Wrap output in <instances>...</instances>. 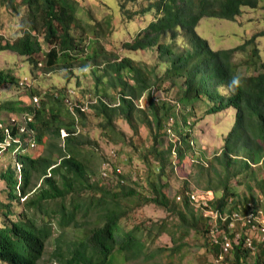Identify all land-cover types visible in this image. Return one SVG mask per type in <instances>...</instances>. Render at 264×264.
I'll return each mask as SVG.
<instances>
[{
	"label": "trees",
	"instance_id": "1",
	"mask_svg": "<svg viewBox=\"0 0 264 264\" xmlns=\"http://www.w3.org/2000/svg\"><path fill=\"white\" fill-rule=\"evenodd\" d=\"M4 2L17 15L23 10L24 16L19 21V35L12 41L0 37V53L25 58L31 74L62 72L70 80L89 70L93 87L83 91L90 94L87 99L63 87L43 93L29 90V105L18 100L0 104V112L10 116L33 117L29 128L39 147L32 155L28 134L22 135L25 151L18 150L15 159L22 171L16 170L15 179L11 166L0 174L7 186V201L0 202V216L6 218L0 227V264H39L55 232L60 236L54 253L58 264H182L191 234L202 235L211 244L212 248L206 249L210 263L202 259V264H217L221 249L210 238L211 218L196 209L188 179L173 198L169 197L167 169L173 158V166H180L187 155L188 132L196 123L189 126L190 118L200 111L202 115H217L231 110L235 123L221 154L208 161V169L201 165L199 170L208 176L206 192H211L205 209L223 215L239 211L243 217L251 212L264 213L262 199L253 194L254 186H247L248 194L244 195L232 184V179L245 173L264 193V179L259 180L251 166L264 164V60L256 46L249 53L246 44L214 50L197 32L203 19L234 21L244 8L259 9L264 0H118L121 18L128 23L151 16L132 41L123 44L126 55L122 57L107 50L101 40L104 33L113 32L111 17L93 25L83 21L82 5L77 0ZM259 36H264V31L249 39L248 44ZM149 50L156 56L151 63L135 58L137 52ZM238 55H243L241 61H237ZM242 67L245 74L240 73ZM233 75L240 77L234 91L227 88ZM22 82L26 80L11 70L0 71V87H19ZM175 88L178 111L157 96L158 92L169 94ZM35 96L40 100L39 108L32 105ZM89 120L97 123L107 142L126 145L137 153L138 160L147 167L149 197L138 191L142 185L127 183L117 166L111 165L110 178L92 180L95 171L83 151L91 145L83 134ZM119 121L127 123L131 136L119 129ZM3 127L0 121V143L6 138ZM169 127L177 134V142L166 141ZM143 130L149 134L148 147L134 142L140 138L143 141ZM164 142L168 146L162 148ZM113 175L118 180L115 185ZM177 197L181 199L177 201ZM12 204L22 205L23 211L13 213ZM148 204L163 209L168 219L142 221L127 228L125 221L131 213ZM169 217L173 218V227ZM229 224L230 220L220 222L221 230L227 231ZM70 229L75 231V239L68 242L65 235ZM163 234L170 236L173 245L153 249L151 245ZM255 242L259 247L255 264H260L264 261V246ZM162 254L165 259L160 263L156 258ZM250 255L241 242L233 246L234 262L229 260V264H241Z\"/></svg>",
	"mask_w": 264,
	"mask_h": 264
},
{
	"label": "rangeland",
	"instance_id": "2",
	"mask_svg": "<svg viewBox=\"0 0 264 264\" xmlns=\"http://www.w3.org/2000/svg\"><path fill=\"white\" fill-rule=\"evenodd\" d=\"M77 1H79L80 5H82V12L80 16L83 21H90V23L93 25L95 22L102 23L104 19H107L105 17H111L110 21H112L111 23L113 32L111 34L104 33L103 37H101V40L107 50L115 51L116 55H121L119 57L126 55V50H123V44L127 43L128 41H132L133 35L141 28H144L145 23L151 19V16H148L144 20H140L135 23H128L125 19L121 18L118 0ZM21 16H24L23 10L20 11V15H17L12 10L7 8L6 2H4V0H0V37L4 38L3 41H12L17 35L20 34L19 21ZM263 31L264 4H262L261 7L256 10L244 8L242 14L234 21L203 19L197 28L198 34L205 38L208 41L210 47L214 50L232 49L246 44L248 53L254 46H256L261 58L264 60V36H259L253 44H248L249 39ZM153 54L154 53H152L150 50L148 52L140 51L136 53L135 58L138 61L151 63L154 59L153 57H156ZM242 58L243 55H238L236 57L237 61H241ZM2 70H11L12 73H15L17 77L21 76L23 80H26V82H22L23 85H20L19 87L10 84H4L1 86L0 104L7 101L14 102L18 100L25 105H29L31 102V94L29 93V90L31 89L39 93H43L49 89H61L63 87H67L70 88L71 94H73L75 90L79 97H83L85 95V99L91 97L87 92H83L86 91V89H91L93 87V78L89 73V70L84 72L86 75H80L79 78L77 76H73L70 80H67V75L62 72L51 75H41V73L37 72L36 74L34 71L33 74H31L32 68L30 67L29 63L26 62L25 58L19 57L11 52L0 53V71ZM240 73H246L245 67L240 68ZM164 87H167V85L165 84ZM157 96L164 99L170 105L176 107L177 111L180 109L179 101L177 100L178 92L176 88L169 94H167L165 91L158 92ZM201 104L202 102L200 101L198 105L200 106ZM9 116L10 115L6 111L0 112V121H3L4 125L7 124L12 117ZM88 122L89 123L87 127L83 130V134L86 136V139L91 145L85 146L83 151L87 162L91 163L90 166L95 171L94 175L92 176V180H99L101 182L100 177L102 173L103 162L110 158L112 161V167L117 166L118 169L122 171L123 175L127 177L128 180L126 182H131V184L138 183L139 185H142L139 186L138 191L145 196L148 195L147 197H149L147 167L143 162L138 160L137 153L134 152L131 147L126 145H114L107 142L101 136V132L97 128V123L94 121L90 122V120ZM193 122H196L195 125L190 126L193 124ZM188 123L191 127L188 132L190 148L186 153L187 155L181 160L182 163L180 166H173L175 158L172 159V164L167 169L169 172L168 175L170 182L167 194L170 198H173L175 193L183 188L185 181L188 179V185L195 193V207L205 216L207 212L212 211L205 209L207 206V199L211 196V192H206V187L208 186L206 181L208 176L204 177V175H202L199 170L201 165L202 167L208 169V161H210V159L213 160V158L221 154L222 148L224 146V140L235 123L234 112L228 110L217 115H211L208 113H206V115H202L200 111L196 117L190 118ZM118 127L128 136H131V130L129 129L127 123L124 121H119ZM167 132L168 137L166 136V141H169L170 143L177 142V134L174 133L171 127L168 128ZM142 138L143 141L140 138V140L135 139L134 142L138 146H140L142 143H145V145L148 147V145H150V138L146 130L142 131ZM92 140H95L96 144ZM60 144L62 145L63 142L61 141ZM162 145V148H165V146H168V142H164ZM182 146L184 147V144H182ZM9 148L10 147H8L7 151L0 153V174L5 172L6 169L11 166L15 179L17 175L16 170H18L20 164L15 160L17 152H14L12 148ZM38 149L39 147L36 144V146L31 149L30 153L35 155V152ZM21 150H23V148ZM113 153L117 155L115 158L112 157ZM251 166L253 173L256 174V177L259 180L264 179V164L260 163L257 166L251 164ZM216 169H220V167L216 166ZM111 181L113 185L117 184L116 182L118 180L115 175H113ZM253 182V179L246 176L245 173L232 179V184L236 185L240 192L244 195L245 193L248 194L247 186H254L253 194L259 199L261 198L264 203V193H261L256 187V184ZM39 183L40 181L37 183V185H39ZM5 191H7L6 182L0 179V202L7 201V194ZM202 197L204 200L199 203ZM21 201H23V199H21ZM12 211L15 214H19L23 211V206L12 204ZM165 218L168 219V215L163 209L158 208L155 205L148 204L139 209H135L131 213L129 219L125 221V223L127 228H132L134 224L142 221L151 223V221H161ZM169 220H171L170 223L173 227V218L169 217ZM5 221L6 218L4 219L2 216H0V227L3 225V222L5 223ZM209 224L211 230L217 226L220 227V222L212 221V219H210ZM239 227L244 230V237H246L247 234L251 235L248 228H243L241 225ZM74 235L75 231L70 229L67 231L65 238L68 239L69 242L70 240L75 239ZM217 235L221 234L219 232L213 233V231H210V238H213V236ZM59 237L60 236L58 232H55L53 237L49 239L46 245L45 254L39 264H58V260L54 253L56 252V239ZM188 243V252L182 264H202V259L206 260L204 263H210L209 258L211 255L209 251H206V249H210L212 247L210 242L205 239V237L202 235L191 234L188 239ZM172 245L173 243L170 236L168 234H163L151 245V247L153 249L170 248ZM232 251L227 256L228 264L234 259L232 256ZM257 255L258 250L255 253H251V255L241 264H255ZM156 259L162 263L165 259V256L162 254ZM233 262L234 260L232 263ZM134 263L135 262H130L129 264ZM260 264H264V261Z\"/></svg>",
	"mask_w": 264,
	"mask_h": 264
},
{
	"label": "built area",
	"instance_id": "3",
	"mask_svg": "<svg viewBox=\"0 0 264 264\" xmlns=\"http://www.w3.org/2000/svg\"><path fill=\"white\" fill-rule=\"evenodd\" d=\"M69 104H71L69 102ZM32 105L36 108L40 107V100L38 97L32 98ZM72 105V104H71ZM172 120V119H171ZM33 122V117L29 114H21L12 116L10 121L4 125V131L6 138L0 143V153L7 151L8 147L16 145L14 147V152L21 150L23 148V141L21 140L22 135L29 136L28 143L31 148L35 146L34 144V131L29 128V123ZM16 128V134L13 135L12 131ZM62 136L65 137V131H62ZM117 155L113 153L112 157H116ZM110 158L107 161L103 162V168L101 176L104 179L110 178V173L113 172L111 168ZM19 172L22 171V165L18 167ZM110 170V172H108ZM118 173L122 171L120 169L117 170ZM19 180H21V176H18ZM178 201L181 197H177ZM215 215V217H214ZM205 216H208L212 219V221L221 222L222 224L230 220V224L227 227V231H222L220 227H216L211 230L213 233L219 232L221 235L213 236L212 242L214 244L220 245V255L217 259V264H228L227 256L233 250L234 245H240L243 242V247L249 250L251 253H255L258 249L257 243H255V239L258 240V243H261L264 246V213L262 211H258L257 213L251 212L245 217H243L239 211H234L231 215L221 214L217 210H212L207 212ZM221 221H218V220ZM237 223L244 228H248L251 235L247 234L246 237H242L241 233H236L234 230L237 226ZM231 234H234V237L231 238ZM255 235V236H254ZM264 259V256H263ZM226 260V261H225Z\"/></svg>",
	"mask_w": 264,
	"mask_h": 264
},
{
	"label": "clouds",
	"instance_id": "4",
	"mask_svg": "<svg viewBox=\"0 0 264 264\" xmlns=\"http://www.w3.org/2000/svg\"><path fill=\"white\" fill-rule=\"evenodd\" d=\"M239 84H240V77H239V75H233L230 78L229 82H228L227 88L234 91L235 88L237 86H239Z\"/></svg>",
	"mask_w": 264,
	"mask_h": 264
},
{
	"label": "bare ground",
	"instance_id": "5",
	"mask_svg": "<svg viewBox=\"0 0 264 264\" xmlns=\"http://www.w3.org/2000/svg\"><path fill=\"white\" fill-rule=\"evenodd\" d=\"M234 231H235L236 233L238 232V233L243 234V231H244V230H243L241 227H240V228H239V227H236ZM255 240H257V239H255ZM257 241H258V240H257ZM255 243H256V242H255Z\"/></svg>",
	"mask_w": 264,
	"mask_h": 264
},
{
	"label": "crops",
	"instance_id": "6",
	"mask_svg": "<svg viewBox=\"0 0 264 264\" xmlns=\"http://www.w3.org/2000/svg\"><path fill=\"white\" fill-rule=\"evenodd\" d=\"M240 228V227H239Z\"/></svg>",
	"mask_w": 264,
	"mask_h": 264
}]
</instances>
